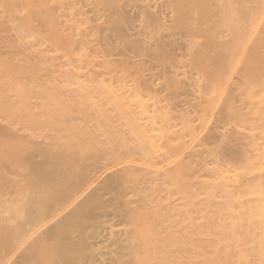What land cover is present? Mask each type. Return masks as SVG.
<instances>
[{"label": "bare ground", "instance_id": "bare-ground-1", "mask_svg": "<svg viewBox=\"0 0 264 264\" xmlns=\"http://www.w3.org/2000/svg\"><path fill=\"white\" fill-rule=\"evenodd\" d=\"M0 264H264V0H0Z\"/></svg>", "mask_w": 264, "mask_h": 264}]
</instances>
